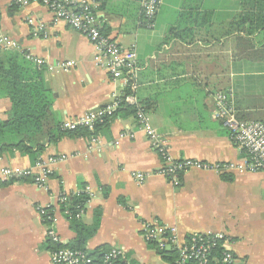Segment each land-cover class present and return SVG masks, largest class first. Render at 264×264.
<instances>
[{"label":"crops","instance_id":"crops-1","mask_svg":"<svg viewBox=\"0 0 264 264\" xmlns=\"http://www.w3.org/2000/svg\"><path fill=\"white\" fill-rule=\"evenodd\" d=\"M225 1L201 0L198 12L212 16L193 19L180 17L195 9L189 0H163L150 29L140 26L141 0H104L97 6L100 27L122 53L134 55L132 95L176 160L245 163L227 128L211 118L217 94L230 95L238 121L264 124V49L253 38L226 35L239 2L222 7ZM0 27L20 47L11 53L42 62L38 66L44 68L45 88L48 84L53 99L51 127L109 105L124 93L123 79H113L95 64L91 43L40 4L19 7L0 0ZM68 62L73 67L62 70ZM10 110L0 91V122L8 120ZM129 132L132 138L119 139ZM96 139V144L84 137L41 139L39 161L67 158L49 164L47 182L42 187L29 179L0 185V264H51L53 247L37 212L46 206L53 209L55 231L67 247L72 249L77 222L91 234L84 251L98 257L118 248L123 251L119 264H169L156 244L143 240V227L153 223L175 227L182 239L225 234L235 264H264V170L217 174L189 169L173 185L157 173L161 159L134 117L113 119ZM34 164L18 149L0 153V169ZM135 173L145 176L142 184ZM84 187L93 196L85 197L79 220L69 219L56 198Z\"/></svg>","mask_w":264,"mask_h":264},{"label":"built area","instance_id":"built-area-1","mask_svg":"<svg viewBox=\"0 0 264 264\" xmlns=\"http://www.w3.org/2000/svg\"><path fill=\"white\" fill-rule=\"evenodd\" d=\"M104 0H11L19 7H25L30 3L43 6L53 16L55 21L65 23L70 29L84 36L93 46L96 53L95 64L110 72L113 79H123L125 85L133 89L134 55L122 53L117 44L100 31V20L98 18L97 6ZM163 0H141V18L145 28L153 26V19ZM0 50L5 52L21 51L17 43L5 35L0 27ZM26 59L41 65V61L33 60L29 56ZM72 62L62 65V70L73 67ZM131 84L129 85V83ZM229 95V94H228ZM228 95L217 94L214 97V109L211 113L213 120L220 121L228 130L231 141L244 153L245 163L242 166L232 163H205L193 160H176L168 152L164 139L151 127L146 113L140 109L133 95L124 98V102L137 109L135 121L137 127L149 140L151 148L161 159L162 165L157 173L167 179L171 184H179V176L189 169L211 171L221 174L225 171H237L238 173H256L264 170V124L261 122L238 121L230 108ZM230 96V95H229ZM119 97L106 105L104 108H96L87 111L82 117L71 122L61 124L62 130H74L78 127L93 129L94 123L102 117L109 116L116 109ZM133 133H122L119 139L132 138ZM92 144L97 139L91 140ZM67 158L60 156L50 158L47 162L38 161L33 167L2 168L0 169V185L10 182H20L29 179L35 186L42 187L51 174L49 164L63 162ZM138 184H142L145 176L141 173L132 175ZM70 196L88 197L93 196L89 187L75 192L73 195L64 193L57 196L59 206H64ZM66 207V206H64ZM63 214L69 219L79 220L84 214V203L75 207V213H70L63 208ZM50 210L52 214H46ZM37 212L45 225V233L53 248L49 252L51 264H119L123 258V251L118 248H110L97 257H93L86 251L71 249L67 247L58 237L54 228L53 209L51 206L38 207ZM142 237L146 243H154L160 251H174L177 259L174 264H208L217 250H221V261L223 264H235L231 238L222 233L193 234L187 239H182L173 226L153 223L145 225L142 229Z\"/></svg>","mask_w":264,"mask_h":264},{"label":"trees","instance_id":"trees-1","mask_svg":"<svg viewBox=\"0 0 264 264\" xmlns=\"http://www.w3.org/2000/svg\"><path fill=\"white\" fill-rule=\"evenodd\" d=\"M189 1L193 3L195 9H188V14H181V18L210 19L211 13L198 12L201 0ZM238 2V13L228 25L229 30L226 35L236 33L248 39L253 38L261 48V52H263L264 0H238ZM140 26L144 27L142 18ZM100 31L107 35L101 27ZM24 57V54L21 53L1 54L0 50V91L5 94L11 103L8 120L0 122V145L2 146L0 153L10 148L18 149L23 154L30 156L33 162L36 163L43 151V146L38 144L41 139L48 138L49 141H56L62 136H67L84 137L91 141L113 119L117 117H134L135 119L137 109L124 102L125 97L132 95V90L128 86L119 97L116 109L111 115L102 117L100 121L94 123L91 131L85 127H78L70 131L62 130L61 124L54 128L51 127L48 120L49 115H51L53 99L50 91L45 88L44 68L26 61ZM140 109L146 113L143 106H140ZM68 199L67 204L64 205L66 207L62 205L60 208L62 212L63 208H66L73 214L75 213V207L82 205L86 198L70 196ZM48 213L49 215L52 214L50 210H46V214ZM73 230L76 238L73 241L72 249L84 251L85 242L91 234L77 222H73ZM158 254L169 264H174L177 259V254L174 251L164 252L158 249ZM91 256L93 255L91 254ZM208 264H223L221 250H217L213 254V258Z\"/></svg>","mask_w":264,"mask_h":264},{"label":"rangeland","instance_id":"rangeland-1","mask_svg":"<svg viewBox=\"0 0 264 264\" xmlns=\"http://www.w3.org/2000/svg\"><path fill=\"white\" fill-rule=\"evenodd\" d=\"M231 2H232V0H226L225 4L222 7H229Z\"/></svg>","mask_w":264,"mask_h":264},{"label":"water","instance_id":"water-1","mask_svg":"<svg viewBox=\"0 0 264 264\" xmlns=\"http://www.w3.org/2000/svg\"><path fill=\"white\" fill-rule=\"evenodd\" d=\"M46 88L49 89V85L48 84H46Z\"/></svg>","mask_w":264,"mask_h":264}]
</instances>
